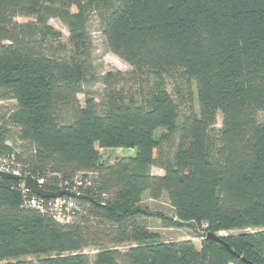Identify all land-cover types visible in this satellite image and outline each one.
I'll return each instance as SVG.
<instances>
[{"label": "trees", "instance_id": "16d2710c", "mask_svg": "<svg viewBox=\"0 0 264 264\" xmlns=\"http://www.w3.org/2000/svg\"><path fill=\"white\" fill-rule=\"evenodd\" d=\"M100 5L109 7L102 33L110 51L137 72L183 69L196 82L198 113L180 120L162 86L140 101L111 94L102 110L91 96L78 103L83 64L46 53V42L60 38L48 23L64 20L79 49ZM11 97L17 107L0 118V157L14 155L22 178L43 177L49 191L93 176L70 224L23 207L22 179L0 176V264H264V232L245 231L264 227V0H0V99ZM61 106L71 108L68 119ZM11 123L25 142L20 150L8 142ZM174 136L173 156L164 154ZM117 147L135 153L102 159V148ZM154 165L164 173H152ZM145 195H167L175 215L155 214L166 225L196 221L201 247L157 240L143 220L152 215ZM233 229L242 231L221 236L231 251L204 236ZM88 247L99 249L93 263Z\"/></svg>", "mask_w": 264, "mask_h": 264}, {"label": "rangeland", "instance_id": "374dc122", "mask_svg": "<svg viewBox=\"0 0 264 264\" xmlns=\"http://www.w3.org/2000/svg\"><path fill=\"white\" fill-rule=\"evenodd\" d=\"M109 7L100 5L89 12L87 21V41L85 46L77 49L70 41L69 27L64 20L58 17H51L49 25L59 33V39L46 42L45 51L59 61L77 60L83 64L86 73V79L83 83V92L77 95L78 103L84 105L88 96L94 97L98 102L99 108L102 110L109 95L122 93L127 96H134L139 101L148 95L152 90L156 91L157 86L165 88L174 98L179 106L180 120L184 115L194 111L199 112V101L197 94L196 82L193 78L187 76L183 69L177 68L163 73L161 76L155 75L151 71L137 72L134 68L114 54L107 46L104 35L102 33L103 22L102 16L105 15ZM21 22L34 20L35 18L21 16L18 18ZM16 99L3 98L0 99V118L6 122L9 116L16 110ZM71 108L61 106L63 118L68 119ZM259 121L264 122V112L258 114ZM8 142L17 150L22 149L25 144L19 137L18 128L12 123L8 126ZM222 129V114L219 112L217 122L211 127L210 133L212 137L219 138ZM167 133L165 129L157 131V135ZM176 137H172L167 143H164L163 153L173 156ZM135 153V148H102V159L106 162H113L121 156L131 155ZM151 170L155 174L164 173L163 169L157 166H151ZM141 205L151 212V216L144 217V222L149 226L150 231L157 234L159 241H182L191 239L195 245L200 248L202 236L193 226H168L163 220L157 217L156 212H162L169 216H174V208L171 205L167 195H163L160 199H151L148 195L143 197ZM203 226H206L203 224ZM242 230H220L217 232L220 236L228 234H238ZM245 231L252 233L264 232V227L247 228ZM130 243L120 245L104 244V248H119L127 250ZM97 247H88L85 252L89 254L91 263L98 253ZM31 259L34 256H26Z\"/></svg>", "mask_w": 264, "mask_h": 264}, {"label": "built area", "instance_id": "2783aa9c", "mask_svg": "<svg viewBox=\"0 0 264 264\" xmlns=\"http://www.w3.org/2000/svg\"><path fill=\"white\" fill-rule=\"evenodd\" d=\"M0 171L20 176L22 179L19 184V190L22 193V206L40 210L41 212L50 213L57 221L62 224H70L76 215L77 204L75 198L70 196H61L57 198L44 199L28 190L25 186V177L22 178V166L16 160L14 155L0 157ZM89 177L84 178L83 174H78L73 180L64 182L60 189H69L78 194H85L84 188L91 184ZM36 177V176H35ZM41 185H44L45 178L36 177Z\"/></svg>", "mask_w": 264, "mask_h": 264}, {"label": "water", "instance_id": "95a60500", "mask_svg": "<svg viewBox=\"0 0 264 264\" xmlns=\"http://www.w3.org/2000/svg\"><path fill=\"white\" fill-rule=\"evenodd\" d=\"M0 176H12V177H15L17 179L20 178V176H18V175H14V174L7 173V172H1V171H0ZM25 186L28 190H30L31 192L35 193L36 195H38L39 197L44 198V199L57 198V197H61V196H70V197H73L76 199L87 197V195H85V194H78V193L73 192L72 190H69V189H60L57 191L46 190L44 188V186L39 183L38 179L31 174L26 175ZM176 220L179 224H182L184 226H193L194 228H196L197 231H199L198 225H197L196 221H194V220H192V221H182L180 219H176ZM204 236L209 238V239L220 242L222 245L225 246L226 249L231 251L230 246L224 241V239L220 235L215 234L213 232H208V233H205Z\"/></svg>", "mask_w": 264, "mask_h": 264}, {"label": "crops", "instance_id": "0c3cea01", "mask_svg": "<svg viewBox=\"0 0 264 264\" xmlns=\"http://www.w3.org/2000/svg\"><path fill=\"white\" fill-rule=\"evenodd\" d=\"M152 173H156V172L152 171ZM158 174H161V173H158Z\"/></svg>", "mask_w": 264, "mask_h": 264}]
</instances>
